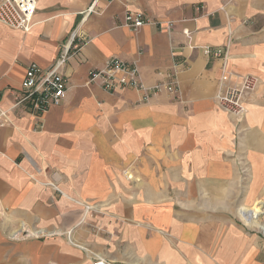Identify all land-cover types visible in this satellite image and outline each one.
Instances as JSON below:
<instances>
[{"label":"crops","instance_id":"0c3cea01","mask_svg":"<svg viewBox=\"0 0 264 264\" xmlns=\"http://www.w3.org/2000/svg\"><path fill=\"white\" fill-rule=\"evenodd\" d=\"M91 1L35 0L28 31L0 22V264H91L79 245L120 264H264L237 214L264 209V0H98L81 22ZM127 10L172 25L132 30ZM76 27L65 95L36 117L16 104L25 69ZM109 57L177 93L105 91L88 72ZM223 62L259 78L240 119L214 101Z\"/></svg>","mask_w":264,"mask_h":264},{"label":"built area","instance_id":"2783aa9c","mask_svg":"<svg viewBox=\"0 0 264 264\" xmlns=\"http://www.w3.org/2000/svg\"><path fill=\"white\" fill-rule=\"evenodd\" d=\"M98 0H92L83 12V19L96 6ZM36 10L35 0H0V22L8 27L28 31L33 25V17ZM147 24L165 25L170 28L171 21H158L141 10H127L124 14L123 25L132 30ZM84 38L80 34L79 27L74 28L67 41L62 45L55 61L47 68L40 67L31 62L25 69L20 82V91L16 94V104H24L26 109L38 117L48 110L51 105L59 104L66 92L68 81L63 68L68 58L80 47ZM205 54L213 57L225 58L226 49L222 47H204ZM222 64V72L217 82L214 95L215 103L227 113L241 118L246 112V97L255 85V79L250 75H244L235 81L231 79V71L225 69ZM88 80L97 82L108 92H114L124 87L136 89L141 93V99L148 101L154 94L161 91L177 93L174 77L168 81H157L152 85L144 83L140 70L136 63L126 62L118 57H109L101 68H94L88 72ZM6 122V110L0 108V127ZM127 177L131 175L124 171ZM68 241L70 231L67 232ZM90 255L91 264H120L109 260L102 255L79 245Z\"/></svg>","mask_w":264,"mask_h":264},{"label":"rangeland","instance_id":"374dc122","mask_svg":"<svg viewBox=\"0 0 264 264\" xmlns=\"http://www.w3.org/2000/svg\"><path fill=\"white\" fill-rule=\"evenodd\" d=\"M244 75H250L255 79V85L253 86V89L251 90V92L257 87V83L259 82V78L253 74H243L240 75L241 77ZM259 205L260 207H258V211H256L255 213V220L259 223V224H254L251 222L246 221V219L244 218V215L246 213H250L252 211V207ZM261 208V210H260ZM248 211V212H246ZM260 211V212H259ZM259 212V213H258ZM238 217L240 219V221L242 222V224L250 231H254L259 233L260 235H262V237L264 238V230L261 228L260 224L264 226V209L262 208V204L261 203H255L253 206L250 207H246L243 208L240 212H237Z\"/></svg>","mask_w":264,"mask_h":264}]
</instances>
